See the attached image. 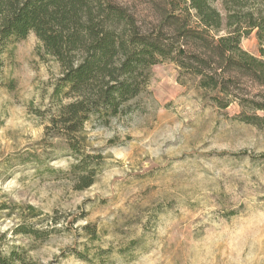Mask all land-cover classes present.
Wrapping results in <instances>:
<instances>
[{
    "label": "clouds",
    "instance_id": "9594fccd",
    "mask_svg": "<svg viewBox=\"0 0 264 264\" xmlns=\"http://www.w3.org/2000/svg\"><path fill=\"white\" fill-rule=\"evenodd\" d=\"M0 264H264V0H0Z\"/></svg>",
    "mask_w": 264,
    "mask_h": 264
}]
</instances>
